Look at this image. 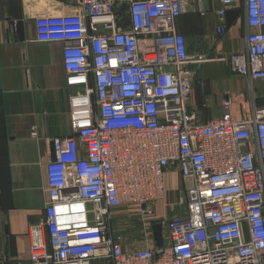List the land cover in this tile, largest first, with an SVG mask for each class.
I'll return each mask as SVG.
<instances>
[{"label": "built area", "instance_id": "1", "mask_svg": "<svg viewBox=\"0 0 264 264\" xmlns=\"http://www.w3.org/2000/svg\"><path fill=\"white\" fill-rule=\"evenodd\" d=\"M71 1V21L38 25L60 43L73 91L71 135L50 140L44 214L26 233L29 263L264 264V103L238 117L226 96L223 114L206 122L189 110V66L205 59L176 30L184 0ZM240 1L220 0L219 19ZM244 12L247 50L229 69L251 85L264 81V0H244ZM172 170L184 203L156 217ZM125 213L142 225V250L123 234Z\"/></svg>", "mask_w": 264, "mask_h": 264}, {"label": "crops", "instance_id": "2", "mask_svg": "<svg viewBox=\"0 0 264 264\" xmlns=\"http://www.w3.org/2000/svg\"><path fill=\"white\" fill-rule=\"evenodd\" d=\"M220 0H184L176 30L190 56H204L195 72L188 108L201 121L219 118L223 97L231 101L232 114L244 116L264 103V81L249 84L232 76L229 58L247 50L244 0L225 10L220 20ZM200 10H202L200 12ZM71 0H0V259L3 264H30L28 226L44 214L45 169L52 156L50 140L71 135L68 95L61 45L41 34L43 20H72ZM224 25L223 35L217 28ZM32 129L36 136L32 137ZM181 178L176 170L165 177V200L154 206L156 217H171L167 202L175 204ZM180 201V200H179ZM173 212V213H172ZM128 226L130 241L141 244L142 225L134 214L119 215ZM118 217V216H117ZM94 264H108L95 262Z\"/></svg>", "mask_w": 264, "mask_h": 264}, {"label": "water", "instance_id": "3", "mask_svg": "<svg viewBox=\"0 0 264 264\" xmlns=\"http://www.w3.org/2000/svg\"><path fill=\"white\" fill-rule=\"evenodd\" d=\"M52 147V144H51ZM53 158V147H52V156ZM152 231V238L155 241V246L156 248L161 247L163 245V240H162V225L161 224H154L151 228Z\"/></svg>", "mask_w": 264, "mask_h": 264}, {"label": "rangeland", "instance_id": "4", "mask_svg": "<svg viewBox=\"0 0 264 264\" xmlns=\"http://www.w3.org/2000/svg\"><path fill=\"white\" fill-rule=\"evenodd\" d=\"M179 191H180V193L178 194V196L175 198V205L176 206H180V205H182L183 203H184V191L182 190V188H180L179 189ZM180 200V201H179ZM168 204H171L172 205V203H170V201L169 202H167ZM122 234V233H121ZM123 234H124V232H123ZM125 235V234H124ZM123 235V236H124Z\"/></svg>", "mask_w": 264, "mask_h": 264}, {"label": "trees", "instance_id": "5", "mask_svg": "<svg viewBox=\"0 0 264 264\" xmlns=\"http://www.w3.org/2000/svg\"><path fill=\"white\" fill-rule=\"evenodd\" d=\"M117 15L124 16V8L119 9Z\"/></svg>", "mask_w": 264, "mask_h": 264}]
</instances>
